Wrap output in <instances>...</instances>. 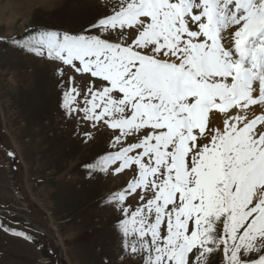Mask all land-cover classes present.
<instances>
[{"label":"snow or ice","instance_id":"6c2138e0","mask_svg":"<svg viewBox=\"0 0 264 264\" xmlns=\"http://www.w3.org/2000/svg\"><path fill=\"white\" fill-rule=\"evenodd\" d=\"M9 42L71 81L86 141L104 130L89 172L127 178L105 264H264V0H116L82 32Z\"/></svg>","mask_w":264,"mask_h":264},{"label":"rangeland","instance_id":"374dc122","mask_svg":"<svg viewBox=\"0 0 264 264\" xmlns=\"http://www.w3.org/2000/svg\"><path fill=\"white\" fill-rule=\"evenodd\" d=\"M115 3L0 0V36L32 29L76 34ZM70 86L46 57L0 43V222L35 241L0 229V264L115 261L118 240L108 205L127 178L85 167L107 147V137L93 129L94 139L86 141L81 125L65 114Z\"/></svg>","mask_w":264,"mask_h":264},{"label":"water","instance_id":"95a60500","mask_svg":"<svg viewBox=\"0 0 264 264\" xmlns=\"http://www.w3.org/2000/svg\"><path fill=\"white\" fill-rule=\"evenodd\" d=\"M33 228H35L36 229V227L34 226V225H32L31 223H29ZM38 231H40L41 232V230H38ZM54 243H55V245L58 247L59 245V242L57 241V240H54L53 241Z\"/></svg>","mask_w":264,"mask_h":264}]
</instances>
